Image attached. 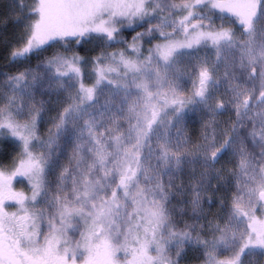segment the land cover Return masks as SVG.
<instances>
[{"label": "snow or ice", "instance_id": "6c2138e0", "mask_svg": "<svg viewBox=\"0 0 264 264\" xmlns=\"http://www.w3.org/2000/svg\"><path fill=\"white\" fill-rule=\"evenodd\" d=\"M17 21L9 61L50 54L35 68L0 73V141L11 138L19 149L11 174L0 168V264H179L187 247L201 251L204 264H257L264 0H33ZM37 92L67 94L43 136L47 101ZM197 111L209 119L190 145L183 126ZM224 111L235 118L221 126ZM224 158L233 163L227 175L215 167ZM186 169L188 184H176ZM16 177L27 193L13 189ZM221 189L209 219L203 203L210 210ZM178 196L193 217L180 230L169 208Z\"/></svg>", "mask_w": 264, "mask_h": 264}, {"label": "rangeland", "instance_id": "374dc122", "mask_svg": "<svg viewBox=\"0 0 264 264\" xmlns=\"http://www.w3.org/2000/svg\"><path fill=\"white\" fill-rule=\"evenodd\" d=\"M33 0H23V3L27 6L23 10L20 9L18 6L20 3V0H0V64L1 62H5L6 60L9 61V54L12 51L13 47L17 44L20 35H21V28H22V23L17 21V17H22L24 13L27 12V8L32 5ZM179 2V0H177ZM216 23L219 24L221 21L219 19V13L216 14ZM154 23V21H153ZM230 26V25H226ZM146 27V26H145ZM136 31H143V28H136ZM236 33L237 37H239L240 29L238 26H236ZM134 32H127V33H122V35H129L128 37L129 40H131V36L134 35ZM157 41L153 40L152 43H156ZM148 43H144L143 47L147 49L150 47ZM91 47V46H89ZM123 47V45H113L111 48H108V51H113L115 49H119ZM99 52V49L95 50V54ZM93 55V56H94ZM44 59V58H43ZM42 59V60H43ZM89 69L91 65L88 66ZM32 68H35L32 67ZM24 70V69H23ZM20 70V71H23ZM224 71V66L223 64L221 65L220 72L218 75H222ZM19 72V71H18ZM4 79H6L5 76L0 75V82H2ZM85 83L86 84H91L92 83V78H88L86 76L85 78ZM2 87V85H0ZM188 87L190 88L191 85L189 83ZM223 91V89H221ZM66 93H60L59 96L56 94H53L51 97L44 95L41 96L39 92L36 93V100H45L47 101V104L45 105L47 111L45 113V123L40 125V133L41 135H45L47 132V128L49 127L51 121L48 119L51 116L56 115L57 111L59 110L60 107H62V102L64 100V97L66 96ZM191 115V114H190ZM232 118L234 119V112L232 111H224L221 115H218L216 119L220 122L221 126L224 125L225 121H229V119ZM209 119L208 116L202 115L201 112L197 111L195 115L192 116V118L188 121L187 124L183 126V133L184 136L189 138V143L195 144L198 142L199 138L201 137L202 131H203V124ZM175 131V130H174ZM6 145V146H5ZM249 149L251 150V145H249ZM256 151H259V149H255ZM19 152V149L17 145L13 142L11 138H9L6 141H0V168H3L5 173L7 175H10L11 172L14 170L12 167V160L14 157L17 156ZM71 154V148L70 146L66 149V155L65 157L62 158V163L67 162V155ZM3 157V158H2ZM217 169L224 168L225 169V175H227V170L231 169L233 167V163L228 162V158H224L220 161L215 166ZM203 171V169L200 166H197V177H199V173ZM189 175H190V170H185L184 174L180 177H178L175 181L176 184H180L181 180H183L184 184L187 185L189 182ZM216 181L213 180L212 184L215 185ZM13 189L15 191H25L26 193L29 191L28 188L26 187V181H24L22 178L16 177L13 179L12 183ZM227 187V185L225 186ZM224 189H221L220 192L216 193L217 197V203L212 206V208L209 210L208 204L203 203V208L205 210V214L208 216L209 219L213 217V215L219 211V197L224 195ZM228 196H231V192H227ZM191 192L188 191L183 199L190 201L191 200ZM181 199V197H177L176 199L172 200V203L169 205V208H176V212L174 214V219L177 224V229H183L185 223L191 224L193 223V217H192V208L191 204H177V200ZM206 199V196L202 197V201ZM180 208H184L186 211V215H183L179 212ZM6 210L11 213L16 210L14 205H9L6 207ZM258 219L264 218V215H262L260 212H257ZM205 221L201 220L198 223H204ZM195 234V233H194ZM187 249L192 252V255L194 257V260L189 263V264H204V258L202 255L201 251L196 250L195 248L192 247H187ZM175 252L176 248H172L170 252L168 253L169 256H171L173 259H175ZM186 250L184 251V253ZM183 253V254H184ZM155 254V253H153ZM230 255V253H222L218 255V259H225ZM185 256L182 255V257L179 259V264H184ZM121 259H123V256H121ZM246 264H247V258H246ZM257 264H264V256L258 257V262Z\"/></svg>", "mask_w": 264, "mask_h": 264}, {"label": "trees", "instance_id": "16d2710c", "mask_svg": "<svg viewBox=\"0 0 264 264\" xmlns=\"http://www.w3.org/2000/svg\"><path fill=\"white\" fill-rule=\"evenodd\" d=\"M128 36L129 35H127V38L129 39L130 37H128ZM49 54H50L49 52H46V53H44V55H42L38 58L32 57L30 61H24L22 63H12L8 60H6L5 62L2 61L0 64V73L15 74L18 71L23 70L25 67H34V66H36L37 59L42 60L45 56H47ZM80 54L85 55L88 58H90L91 56H93L95 54V51L81 52ZM257 218H258V216H257ZM183 256H185V258H184L185 263L184 264H189L194 260L192 252H190L187 248H186V252L183 254Z\"/></svg>", "mask_w": 264, "mask_h": 264}, {"label": "flooded vegetation", "instance_id": "af4514ba", "mask_svg": "<svg viewBox=\"0 0 264 264\" xmlns=\"http://www.w3.org/2000/svg\"><path fill=\"white\" fill-rule=\"evenodd\" d=\"M9 205H14V204H12V203H9V204H8V206H9ZM6 211H7V210H6Z\"/></svg>", "mask_w": 264, "mask_h": 264}]
</instances>
